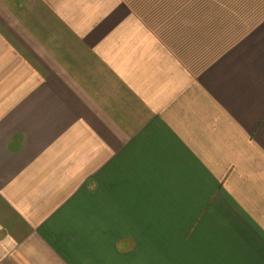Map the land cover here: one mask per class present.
Instances as JSON below:
<instances>
[{"label":"crops","instance_id":"0c3cea01","mask_svg":"<svg viewBox=\"0 0 264 264\" xmlns=\"http://www.w3.org/2000/svg\"><path fill=\"white\" fill-rule=\"evenodd\" d=\"M0 264H264V0H0Z\"/></svg>","mask_w":264,"mask_h":264}]
</instances>
